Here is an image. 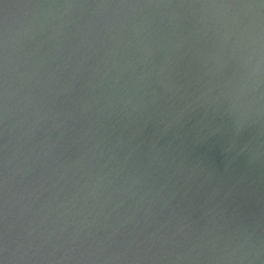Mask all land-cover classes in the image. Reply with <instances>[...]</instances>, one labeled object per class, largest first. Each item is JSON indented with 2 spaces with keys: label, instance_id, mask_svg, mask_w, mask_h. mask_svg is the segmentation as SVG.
<instances>
[{
  "label": "water",
  "instance_id": "water-1",
  "mask_svg": "<svg viewBox=\"0 0 264 264\" xmlns=\"http://www.w3.org/2000/svg\"><path fill=\"white\" fill-rule=\"evenodd\" d=\"M0 264H264V0H0Z\"/></svg>",
  "mask_w": 264,
  "mask_h": 264
}]
</instances>
